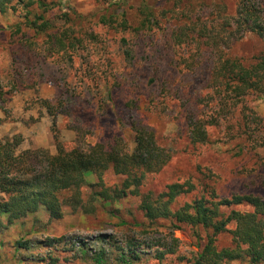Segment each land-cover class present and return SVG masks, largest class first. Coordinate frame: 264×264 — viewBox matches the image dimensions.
Masks as SVG:
<instances>
[{
  "label": "trees",
  "instance_id": "1",
  "mask_svg": "<svg viewBox=\"0 0 264 264\" xmlns=\"http://www.w3.org/2000/svg\"><path fill=\"white\" fill-rule=\"evenodd\" d=\"M263 2L239 0L234 16H223L205 23L187 20L177 24L175 29L163 35V48L158 47V50L156 44L161 40L162 25L153 12L141 14L144 18L137 31L143 30L145 34H137L136 39H141V44L147 46L139 52L149 57L147 62L133 64L131 68L143 71L140 79L143 82L120 81V67L111 65L106 76L109 79L97 85L100 99L96 104L98 111L102 112L101 117L105 116L103 120L116 118L122 110L128 114L126 121L120 120L123 130L114 144L100 141L87 150H68L57 141V152L51 154L42 148L20 152L24 141L20 135L0 138V192L4 195L0 200V233L30 217L38 221L40 208H45L51 219L59 220L65 214L66 205L74 211L81 209L91 214L96 203L111 205L135 196L141 199L139 209L149 224L169 223L165 238L171 239L172 244L164 243V239L152 246L136 236L127 237L123 242L108 241L119 253L116 259L119 264L140 263L143 257L150 256L147 249L152 247H156L159 261L175 254L180 244L175 232L184 228L196 230L199 239L200 230L207 236L206 242L199 244V251L186 259L192 264L238 261L264 264V164L261 167L254 164L247 174L239 172V176L248 180L246 188L255 189V192L221 194L218 187L221 177L212 166L205 169L199 166L198 177L193 175L187 180L175 181L163 191L146 189L150 178L162 173L173 158V152L163 148L159 141L157 127L163 125L164 118L160 108L175 99L169 96L181 99V95L187 93L188 87L180 76L188 72L208 78L205 89L207 95H211L205 106L208 113L204 111L205 107L201 111L182 108L178 113L177 118L186 130L190 145L197 149L227 140L237 150L235 157L241 160L259 144L264 145V118L253 105L258 98H264V56L254 64L245 65L227 52L232 42L240 41L246 34H255L264 41ZM64 9L60 0H0V14L12 11L18 15L19 22L10 26V30L20 36L14 43L20 46L14 57L27 66L26 70L46 58L73 62L76 57L82 58L91 45H96L93 39L77 36L67 14L63 18L71 23L66 27L59 28L54 23L50 14ZM79 19L83 17L79 16ZM120 26H123L124 34L129 32L125 19ZM123 43L129 45L128 39L123 37ZM156 50L165 63L168 55L176 60L168 70L172 79L161 80ZM199 57L201 63H197ZM100 59L85 65L84 75L93 84L98 75L107 74L98 73ZM117 93L127 96L121 105L113 97ZM45 104L51 110V104L47 101ZM0 111L5 112L1 105ZM214 127H221L219 140H212ZM125 131L131 132V140L122 138ZM110 171L122 177L121 183L107 185L104 176ZM89 174L97 178V182H89ZM84 189L89 192L85 194ZM185 196H190L191 200L180 202ZM235 207L252 210L242 212ZM232 224L235 228L229 229ZM225 233L231 234L233 247L219 249L218 238ZM61 240L48 239L43 246L52 247ZM31 244V241L22 239L17 243V250H30ZM83 253L82 258L93 264H110L105 248L94 255H89L86 250ZM48 257L53 264L57 262L52 256Z\"/></svg>",
  "mask_w": 264,
  "mask_h": 264
},
{
  "label": "rangeland",
  "instance_id": "2",
  "mask_svg": "<svg viewBox=\"0 0 264 264\" xmlns=\"http://www.w3.org/2000/svg\"><path fill=\"white\" fill-rule=\"evenodd\" d=\"M60 1L65 9L50 14L54 23L59 28L66 27L71 23L63 18V15L67 14L68 18L72 19V26L77 36H83L86 40L93 39L96 44L91 45V49L84 52L82 58L76 57L73 62L46 58L35 62L36 64L29 66L30 70H26L27 66L16 61L14 57L15 51L20 48L14 43L20 39V36L13 34L15 30H10V26L19 22L18 15L12 11L5 15L0 14V105L5 111H0V138L22 136L24 141L20 152L42 148L55 154L57 141L68 150L74 148L87 150L100 141L114 144L123 130L120 120L126 121L125 116L128 114L122 110L117 113L116 118L103 120L105 116L101 117L102 112L98 111L99 107L96 104L100 99L97 85L109 79L106 76L111 65L120 67V81L143 82L140 80L143 71L131 68L133 64L147 62L149 57L139 52L147 46L141 44V39H136L138 35L145 34L143 30L137 31L144 18L141 14L153 12L162 25L163 31L159 34L161 40L156 44L158 50L160 49L158 47L163 48V35L166 36L169 31L175 29L177 24L187 20L205 23L209 20H219L223 16H234L239 3V0ZM79 16L83 19H79ZM124 19L130 27L126 34L123 26H120ZM123 37L128 39L129 45L123 43ZM227 52L232 58L240 59L245 65L254 64L264 56V41L255 34H246L240 41L232 42ZM160 55L161 53H156L159 60ZM99 58L101 63L98 73L107 74L98 75L97 81L93 84L84 75L85 65ZM168 58L166 63L160 60L158 64L161 80L172 79L168 70L172 69L176 60L174 61L172 55H168ZM198 59L197 63H201L200 57ZM167 65L170 66L166 67ZM199 67L197 65V68ZM180 79L184 81L185 87H188L187 93L181 95V99L169 96L175 99H170L160 108V113L164 117L163 125L157 127L161 146L170 153L173 152V158L162 173L150 178L146 189L154 192L163 191L175 181L187 180L193 175L198 177L199 166L202 169L212 166L221 177L218 185L221 194L230 195L252 190L246 188L248 180L239 176V172L247 174L254 164H258L259 167L264 164V145L259 144L249 151L250 154L243 160L235 157L237 150H234V145L227 140H221L210 147L195 149L190 145L186 130L177 116L182 108L201 111V108L207 105L211 96L207 95L205 89L208 78L188 72L185 76H180ZM203 88L205 91L202 90ZM113 97L118 105L127 99L126 94L117 93ZM186 99L190 101L187 102ZM46 101L51 104V110L45 104ZM253 105L264 118V98H258ZM204 111L208 113L206 107ZM113 122L115 125L112 124ZM220 130L221 127L212 128V133L214 132L212 140H219ZM124 133L122 138H126V141L131 140V132ZM104 179L107 185L122 181V177L115 176L111 171L104 176ZM87 180L97 182V178H93L91 174L88 175ZM88 192V189H84L85 194ZM3 197L0 192V200ZM187 200H191L190 196L181 198L180 202ZM140 203L141 199L135 196H129L111 205L96 203L95 210L91 214L81 209L74 211L71 206L66 205L65 214L59 220L51 219L46 209L40 208L38 221L30 217L0 233V264H53L49 255L57 259L55 264H93L82 258V255H85L84 250L89 252V255H94L103 248L108 250L110 264H119L116 261L119 253L108 241L123 242L127 237L136 236L143 243L152 246L155 242L164 239V243L172 244L171 239L165 238L169 223L149 224L139 209ZM234 209L242 212L252 210L249 207ZM234 228L235 224L229 226V229ZM200 235L202 240L197 237L196 230L191 228L176 231L175 237L180 240V244L175 254L159 261L156 259V247H152L147 249L150 256L143 257L138 264H192L186 259L199 251L200 243L203 245L206 242V232L200 230ZM22 239L32 242L30 250H17V243ZM48 239L62 240L52 247L43 246ZM217 244L219 249L232 248L231 234L220 235ZM123 245L125 246L126 243L124 242ZM40 259L46 260L42 262ZM223 264L249 263L238 261Z\"/></svg>",
  "mask_w": 264,
  "mask_h": 264
}]
</instances>
